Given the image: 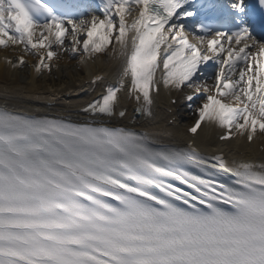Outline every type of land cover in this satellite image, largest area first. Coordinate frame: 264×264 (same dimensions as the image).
Segmentation results:
<instances>
[{"label": "snow or ice", "instance_id": "1", "mask_svg": "<svg viewBox=\"0 0 264 264\" xmlns=\"http://www.w3.org/2000/svg\"><path fill=\"white\" fill-rule=\"evenodd\" d=\"M186 5L191 0H103L102 18L77 23L45 0H0V46L37 55L36 72L51 70L53 43L69 35L82 60L113 43L124 57L119 87L82 109L94 119L0 107V264H264V164L229 166L223 153L209 159L191 146L154 147L144 133L95 119L116 114L129 77L136 111L151 116L158 70L166 88L207 92L199 66L226 53L187 131L218 127L225 142L264 135V35L257 39L246 20L234 31L198 24L199 34L190 32ZM228 6L245 12L244 0Z\"/></svg>", "mask_w": 264, "mask_h": 264}, {"label": "bare ground", "instance_id": "2", "mask_svg": "<svg viewBox=\"0 0 264 264\" xmlns=\"http://www.w3.org/2000/svg\"><path fill=\"white\" fill-rule=\"evenodd\" d=\"M102 8L103 3L99 9L95 3L90 1L86 5L89 15L101 18ZM228 14L231 15L230 19L234 23H240L246 19L245 13L239 14L230 10ZM127 19L131 23L132 17L128 16ZM185 24L188 31L197 34L194 24L190 22H185ZM39 30V28L34 29L36 33L34 39L39 38ZM130 36L131 34H129ZM84 38L85 35L82 32L80 39ZM69 40L67 36L63 45L58 46L53 43L52 50L57 55L49 62L51 70H55L49 79L43 78L41 72L44 71L45 74H48L51 70L42 69L40 72H36L35 65L38 56L26 53L23 45H12L9 42L7 47L0 46V107H7L8 110L16 113L67 118L80 123L94 119L84 113L82 109L100 94L103 87L119 82L124 66V57L120 56L119 46L113 43L105 52L94 54L91 57H83L82 60L81 53L73 54L71 52ZM189 41L195 43L191 36H189ZM113 48L116 50L113 51ZM205 49L206 46L201 47L202 52ZM35 51L33 50V52ZM20 56H24L26 61L23 66L13 68L7 63L9 60L16 63ZM100 56H105L106 59L98 61L97 58ZM225 56L226 53H221L219 57L213 56L212 60L202 63L200 66L208 69V63L216 64V59L223 60ZM240 68H236L237 75ZM207 73H211V70L208 69ZM207 73L203 75L205 79ZM95 76H101L102 80L93 84L92 80ZM214 77L206 79L207 92H204L202 88L199 93H194L192 89L184 87L180 89L164 87L159 71L156 82L160 89L157 96L152 95L154 105L151 116L135 111L139 105L134 99V95L129 98L127 89L119 94L116 114L113 117L95 119L98 120V124L113 127L126 126L135 129L137 132L146 134L153 142L185 145L186 141L191 139L186 133V128L194 120L197 109L204 100L202 98L204 96H202L199 100L189 101L186 96L213 94ZM233 79H236V76H233ZM87 81L89 83L85 85ZM127 81L128 78H125V82ZM173 99H177L176 105L172 104ZM120 111L126 113L125 117L119 116ZM222 132L223 130L218 127L204 126V131L195 137V144L203 153H224L237 164L245 162L256 165L264 164V151L260 150L261 146H264V135L258 134L252 143L238 135L231 142L221 143L219 136Z\"/></svg>", "mask_w": 264, "mask_h": 264}, {"label": "rangeland", "instance_id": "3", "mask_svg": "<svg viewBox=\"0 0 264 264\" xmlns=\"http://www.w3.org/2000/svg\"><path fill=\"white\" fill-rule=\"evenodd\" d=\"M91 15H88V16H86V17H84V18H81V19H85V20H90L91 19V17H90ZM81 19H74L77 23H79V21L81 20ZM40 31V30H39ZM71 39V36L69 35L68 36V39ZM26 67H28L27 65H26ZM64 69V68H63ZM21 70H23V69H21ZM25 71V70H24ZM216 71L217 70H211V75L209 74L208 76H207V79L209 80V79H211L213 76H215V74H216ZM55 73V70L54 69H52L48 74H45V72L44 71H42L41 72V76L44 78V77H46V79H49L50 77H52V74H54ZM202 80H206V79H204V78H201ZM207 81V80H206ZM199 105V104H198Z\"/></svg>", "mask_w": 264, "mask_h": 264}]
</instances>
